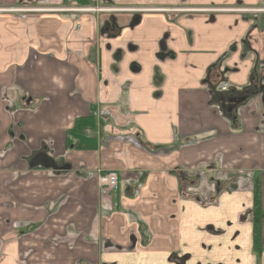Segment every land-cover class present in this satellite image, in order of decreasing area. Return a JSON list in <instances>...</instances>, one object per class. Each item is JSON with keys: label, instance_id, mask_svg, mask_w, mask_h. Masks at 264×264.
<instances>
[{"label": "crops", "instance_id": "obj_1", "mask_svg": "<svg viewBox=\"0 0 264 264\" xmlns=\"http://www.w3.org/2000/svg\"><path fill=\"white\" fill-rule=\"evenodd\" d=\"M98 1L0 0V264H264V0Z\"/></svg>", "mask_w": 264, "mask_h": 264}, {"label": "built area", "instance_id": "obj_2", "mask_svg": "<svg viewBox=\"0 0 264 264\" xmlns=\"http://www.w3.org/2000/svg\"><path fill=\"white\" fill-rule=\"evenodd\" d=\"M85 3H91L92 6L89 7H75L70 9H63L61 12L64 13H108L114 12L112 8L105 7L104 5H99L98 0H76ZM97 183L100 187L102 193L108 191H114L118 185V175L114 171H108L106 173H98L96 175Z\"/></svg>", "mask_w": 264, "mask_h": 264}, {"label": "trees", "instance_id": "obj_3", "mask_svg": "<svg viewBox=\"0 0 264 264\" xmlns=\"http://www.w3.org/2000/svg\"><path fill=\"white\" fill-rule=\"evenodd\" d=\"M85 3V2H84ZM259 183L255 179L254 191H253V247L254 251L258 256H261V204L259 195Z\"/></svg>", "mask_w": 264, "mask_h": 264}, {"label": "water", "instance_id": "obj_4", "mask_svg": "<svg viewBox=\"0 0 264 264\" xmlns=\"http://www.w3.org/2000/svg\"><path fill=\"white\" fill-rule=\"evenodd\" d=\"M253 95L257 96V93H254ZM246 100H247V97L243 99L241 103L245 102ZM262 102L264 103V92L262 93ZM37 165L42 166L43 168L47 170H54V171H60V170L67 169V168L57 167L54 161L45 155H41L33 160L32 166H37Z\"/></svg>", "mask_w": 264, "mask_h": 264}, {"label": "flooded vegetation", "instance_id": "obj_5", "mask_svg": "<svg viewBox=\"0 0 264 264\" xmlns=\"http://www.w3.org/2000/svg\"><path fill=\"white\" fill-rule=\"evenodd\" d=\"M257 87H258V86H257ZM257 87H256V88H257ZM259 87H260L261 89H258V88H257L258 91H256V92H257V96H260V98L262 99V93L264 92V86H262V87L259 86ZM256 88H255V90H257ZM247 90H249V89H247ZM247 92L249 93V92H252V91H245L244 94L247 93ZM253 92H254V91H253ZM248 93H247V94H248ZM246 97H248V96H247V95H244V96L242 95V96H240V97H238V96H237V97H231V98H233V99H232V102H230V103L228 104V106H229V111H231V110L233 111V109H235L236 107H238L239 105H241L242 100L245 99ZM261 101H262V100H261ZM262 105L264 106V103H263V102H262ZM263 108H264V107H263ZM35 158H37V157H35ZM35 158H34V159H35Z\"/></svg>", "mask_w": 264, "mask_h": 264}]
</instances>
